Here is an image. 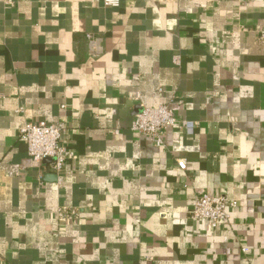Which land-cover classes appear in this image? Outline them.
Here are the masks:
<instances>
[{
	"label": "crops",
	"instance_id": "crops-1",
	"mask_svg": "<svg viewBox=\"0 0 264 264\" xmlns=\"http://www.w3.org/2000/svg\"><path fill=\"white\" fill-rule=\"evenodd\" d=\"M261 31L264 0H0V264H264ZM141 105L192 132L157 147ZM31 122L67 125L61 175ZM205 194L229 225L192 220Z\"/></svg>",
	"mask_w": 264,
	"mask_h": 264
},
{
	"label": "built area",
	"instance_id": "built-area-1",
	"mask_svg": "<svg viewBox=\"0 0 264 264\" xmlns=\"http://www.w3.org/2000/svg\"><path fill=\"white\" fill-rule=\"evenodd\" d=\"M8 7L15 8L23 0H2ZM172 1V0H170ZM108 7H119L120 0H104ZM89 40L93 41V36L89 34ZM259 40L264 42V31L259 34ZM178 62V60H176ZM180 128L187 132H192L194 124L180 119L177 112L170 106L147 107L141 105L140 111L136 114L131 129L139 134L150 137L157 147L165 146L167 132L172 128ZM68 133V127L64 122L49 124L47 122H31L20 130L19 138L27 145L28 155L38 162L52 159L50 165L52 170L61 175L67 159L71 152L62 141ZM187 168L184 160H178V169ZM239 206L238 201L231 200L226 196L200 195L196 197L192 210V220L208 221L213 229L229 225L231 221L230 210ZM62 219H73L76 216L74 210H62ZM244 254H251L249 248H243Z\"/></svg>",
	"mask_w": 264,
	"mask_h": 264
},
{
	"label": "water",
	"instance_id": "water-1",
	"mask_svg": "<svg viewBox=\"0 0 264 264\" xmlns=\"http://www.w3.org/2000/svg\"><path fill=\"white\" fill-rule=\"evenodd\" d=\"M45 161H52V159H46Z\"/></svg>",
	"mask_w": 264,
	"mask_h": 264
}]
</instances>
